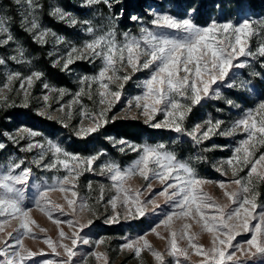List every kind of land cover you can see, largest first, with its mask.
<instances>
[{
  "label": "rangeland",
  "instance_id": "1",
  "mask_svg": "<svg viewBox=\"0 0 264 264\" xmlns=\"http://www.w3.org/2000/svg\"><path fill=\"white\" fill-rule=\"evenodd\" d=\"M117 1L112 0L114 8L110 9L103 2L88 7L87 0H34L37 7L31 9L32 15H28L30 9L25 0H22L23 6L17 4V0H0V18H4L7 28V31L0 30V42L7 41L0 43V60L4 61L0 63V106L12 109L28 108L36 115L55 122L54 127H49L17 117L0 123V143L5 145L0 149V175L20 174L21 168L14 167L15 164L30 170L26 183L14 185L20 190L23 198L22 207L28 210L30 231L25 234L20 227L24 218L19 214L5 210L4 214L0 215V264H6L9 260H15L16 264H48L49 261L51 264H57L58 261H66L67 255L59 245L71 247L69 238L77 229L79 238L76 255L73 257L75 264H264L259 254L253 255L255 249L242 254V250L249 248L246 241L251 239L253 234H257L255 226L262 222L260 213L264 212V178H261L264 177V161L256 164V173L249 175L252 165L264 155V137L257 133L247 145H242L249 135L243 126L225 134L248 112H251L257 122L264 118V114L259 110V104L264 102V56L260 55V49L264 48V3L257 2L253 6H246L244 2L232 5L227 1L222 6L215 4L212 8L206 2V5L200 8L202 0H192L190 7L169 0H145L142 13L135 15L140 17V20L133 24H124L120 12L115 8ZM57 9L64 14L63 19L56 14ZM158 13L169 14L178 19L190 18L202 27H210L213 21L229 22L233 25H239L245 19L251 21L248 34L241 35L244 42L242 46L251 55L239 57L237 46L238 60L233 61L243 63L244 67L231 68L228 76L218 78L216 83L211 85L209 95L204 96L203 86L194 75L195 64L188 65L191 72L181 70L177 73V78L188 75L190 82H197L201 88L200 103L192 105L190 89H186L189 98L177 96L175 93L169 94L191 107L192 110L184 121L188 130H193L194 125L200 123L202 127L197 133L200 136L209 127V121L214 123L217 120L222 122L220 127L215 129L209 138L201 137L199 142L186 134L172 131L178 136H183L179 138L174 134L165 140L150 142L146 138L131 141L108 134L105 139L109 148L99 145L89 148L76 147L72 138L83 139L90 136L92 133L80 136L77 132L81 127L91 126L92 121L99 118L101 111L107 121L139 119L152 127V124L165 120L163 111H158L154 119L149 121L147 115L143 114L145 100L141 99L140 107H137L135 99L147 91L144 81L150 78L152 69H144L141 65L150 57L141 56L137 64L139 70L133 71V68L127 65L125 53V59H117L115 64L116 75L121 79H105L103 83L109 86L105 90L100 88L99 80L80 82L84 77L98 76L102 60L81 59V55L88 57V53L72 52V48L82 49V46L95 36L106 34L109 30H114L118 43L125 40L124 33L141 38L145 35L141 33L142 27L161 35L176 37L175 30L158 29L151 23ZM73 20L75 23H72ZM33 21L36 24L35 29L31 27ZM84 21L91 23L86 25ZM88 27L93 28L95 35L87 31ZM40 33H44L43 42L38 40ZM216 35L223 41L231 39L235 45L231 30ZM9 36L11 39H8ZM57 37L61 38L59 42ZM70 55L73 63L65 70L64 65ZM32 72H40L43 75L40 79H34L29 86L27 78ZM215 74L218 76V71ZM125 76L128 77L127 80L122 79ZM203 79L208 81L209 78L205 75ZM45 83L50 85L49 89H44ZM60 89L65 90L63 95ZM101 91L119 92L120 98L116 100L106 95L105 103L101 104ZM46 95L48 100L44 99ZM228 101H232V104ZM166 102L162 101L161 105L156 107L163 108ZM147 103L151 105L152 102L148 100ZM32 131L38 135L31 136ZM187 137L191 144L184 140L179 148H176L175 138ZM120 139L125 140L127 144H113V140ZM50 143L60 145L70 155L76 154L81 159L89 155H97L98 158L91 169L86 163L75 168L76 162L72 161L70 156L63 155H60L59 159L65 160L69 169H65L62 164L44 167L57 159L49 148ZM102 143L100 142V145ZM160 144L164 145L163 151L175 155L179 162L187 163L194 170L196 177L205 181L196 186L197 193L201 194L208 204L222 209L227 223L238 225L245 218L242 214L239 221L235 217L231 221L227 220V214L239 205L230 200L226 193H238L241 201L245 196L252 199L254 195L256 209L253 211L250 206H246L252 212L247 219L250 230L245 231L238 227L236 231L239 234L235 235L232 247L223 248L219 244V239H223L221 233L227 229H220L215 233L208 232L203 227L204 222L196 214L194 205L182 209L175 206V201L182 199L181 196L168 199L176 189L170 188L165 195H160L165 183L173 181L162 182L151 178L152 172H149L150 179L147 181L138 172L126 177L123 182L110 179L114 170L109 171L105 165L115 164L123 170L139 158L144 146ZM29 145H33L31 150H28ZM127 145L134 146L136 151ZM122 147L123 151L120 150ZM237 148H241V152L237 153ZM243 148H247L250 153L247 163H244ZM41 154L43 160L40 159ZM236 157L240 158L239 163ZM229 160L232 161L231 164L228 163ZM150 168L155 166L150 165ZM69 170H73L71 174ZM72 176L76 177L75 180L71 179ZM64 177H69L68 184L62 183ZM249 179L252 181L251 192L244 193L243 186ZM235 180H241V184L237 185ZM118 185L125 191H119ZM61 187L66 190L60 191ZM73 191L76 193L75 197L72 195ZM41 192L47 193L43 199L39 195ZM0 195H3V189H0ZM125 196H128L127 205L124 203ZM113 199L116 201L115 209L110 203ZM68 200H74L71 208ZM137 207L143 208V216L136 214ZM217 207L204 208L202 214L219 216ZM184 211L188 212L187 216L182 215ZM169 215L172 220L165 226L162 221ZM112 217H115V222L110 220ZM61 231L65 233L63 239L59 235ZM9 233H12V239H9ZM16 238L21 240L22 247L15 243ZM259 238L264 240V237ZM84 239L88 240L87 244L83 243ZM45 240L53 242L55 252L48 247ZM145 240L148 242V248L144 247ZM5 241L8 243L5 244ZM173 242L176 244V251L172 249ZM129 243L134 245L132 249L126 247ZM136 247L140 248L139 256L135 253ZM213 247L216 252H213ZM222 248L225 258L220 262L218 252ZM17 251L25 257L23 260L15 255ZM29 251L33 253L31 257L27 256ZM232 252L236 255L232 260H228L227 256ZM154 253L160 254V261L155 259Z\"/></svg>",
  "mask_w": 264,
  "mask_h": 264
},
{
  "label": "snow or ice",
  "instance_id": "2",
  "mask_svg": "<svg viewBox=\"0 0 264 264\" xmlns=\"http://www.w3.org/2000/svg\"><path fill=\"white\" fill-rule=\"evenodd\" d=\"M25 2L29 5L28 15H32L31 9L37 7L34 3V0H25ZM105 3L107 6L114 8L112 0H87V6L91 7L98 3ZM17 4H22V0H17ZM56 14L60 15V18H64V14L60 13V10H56ZM133 22H138L140 17L138 16H130L129 17ZM72 23H75L73 20ZM90 21H84V24H90ZM151 23L158 29H167V30H175L177 33L176 37H168L165 35H161L159 32L149 31L147 28H141V33H145L141 38L131 37L128 33H124L125 40L122 43H118L115 39L114 30H109L106 34H101L95 36L93 40L87 42L82 46V49L72 48V52H87L88 57L83 55L80 56L81 59L84 58H100L102 60V67L98 72V76L94 77H84L80 82L84 83L85 81L96 82L99 80L101 89H108V84L103 83L105 79L113 80V79H121V77L116 75L117 69L115 64L117 63V59L119 61H123L125 59V53L127 54V65L133 68V71H138L137 64L140 60L141 56H148L150 59L144 61L141 65L144 69H152L150 78L144 81V86L147 91L143 96H136L135 99L137 101V107H140L139 101L141 99L145 100L143 104V109L145 115H147V119L152 121L154 119L155 114L158 111H163L165 115V120L163 122H156L152 124V127L157 129H168L174 131L176 133L186 134L191 137L193 140L199 142L201 137L203 139H207L213 133L215 129H218L221 125V121L217 120L214 123L211 121L208 122L209 127L206 131H203L200 136L197 133L200 131L202 125L197 123L194 125L193 130H188L184 126V121L186 117L191 112V107L185 104H182L174 97L169 95L170 93H175L177 96L189 98V93L186 89H190V98L192 101V105L199 104L201 101V88L198 86L195 80L190 82L189 76L185 75L183 78H177V73L183 70L186 73L191 72V70L187 67L188 65L195 64V72L194 75L199 80V84L202 85V92L204 96H208L210 93L211 85L215 84L218 78H226L228 76L229 70L231 68H242L245 65L240 62L233 63L234 60H238L237 57V46H239V57H243L245 55H251V53L246 52L245 47H243V41L241 39V35H247L248 29L250 27V20H243L239 25H233L232 23H217L215 21L212 22L211 26H198L193 22L190 18L178 19L169 14H156L151 21ZM32 29L36 28V24L33 21L31 23ZM0 30L7 31V28L4 24V18H0ZM231 30V34L235 37V45H233L231 39H227L223 41L219 38L218 33H228ZM87 31L89 33H93V28L88 27ZM95 35V33H93ZM44 33H40L38 40L43 42ZM11 39V36L8 37ZM61 38L57 37V41L59 42ZM215 41V43H213ZM0 43H7V41H2ZM143 45V46H142ZM260 55L264 56V48L260 49ZM208 58L207 60L205 58ZM3 60H0V63H3ZM73 63L71 55L69 56L67 62L64 65V69L67 70L68 66ZM184 67L181 68L180 66ZM218 71V76L215 74ZM108 73L112 75L109 76ZM42 73L40 72H32L31 75L27 78V83L29 86L33 83L34 79H40L42 77ZM207 75L208 81H205L203 77ZM122 79L127 80L128 77L125 76ZM166 86V89H165ZM230 87L233 85H229ZM23 87V85H21ZM44 89H49L50 85L45 83L43 85ZM54 90V89H53ZM63 95L65 90H59ZM79 95V93L77 94ZM101 100L100 103H105V97L111 96L116 100H119L120 93L115 91H101L99 93ZM91 98V96L89 97ZM45 100H48V96L44 97ZM148 100H151V105L147 103ZM162 101H167L163 108H157V105H161ZM229 104H232V101H228ZM259 110L262 114H264V102L259 104ZM251 120V123H249ZM107 118L103 111L99 113V118L94 119L92 121L91 126L89 127H81L77 135L86 136L91 133H95L102 126V123H106ZM240 126H243V129L248 132V139L242 142V145H247L249 141L259 133L262 137H264V118L260 119L259 122L256 121L255 118L252 117L251 112L245 114L243 118L235 122L233 129L231 131L236 130ZM31 136L38 135L37 132L32 131L30 133ZM113 144L126 145L127 142L123 139L113 140ZM131 147L133 151H136L135 147L132 145H127ZM5 145L0 143V149H3ZM33 145L28 146V150H31ZM51 151H53L54 155L57 157L56 160L51 164H46L44 167H55L56 164H62L65 169H69V164L65 162L63 159H59L60 155L64 157H69L72 161H75V168H79L80 164L86 163L87 167L91 169L94 161L98 158L97 155H89L84 158H80L76 154H69L67 150L63 149L58 144L49 145ZM164 145H156V146H144L142 148L141 154L139 158L133 162V164L121 170L115 164L105 165L109 171L114 170V174L111 175L110 179L112 181H120L126 177L134 175L136 172L139 173L146 181L150 179L149 172H152L153 175L151 178L159 179L162 182L173 181V183H165L164 190L160 193V195H165L168 192V189L174 188L168 199H172L173 197L181 196L182 199L175 201V206L179 208L191 207L195 206L196 214L200 216V220L203 221V227L210 233H215L220 229H227L226 232H222L221 235L223 239H219V244L223 246V248L232 247V241L235 239V235L239 234L236 229L242 228L245 231L250 230L249 224L247 223V219L252 215V212L249 211V208L246 206H250L254 211L257 205L254 202L253 198L250 199L248 196H245L241 201L239 199V194L233 192L231 194L226 193L230 200H233L234 203H238V207L232 210L227 214V220L231 221L235 217L238 221L240 220L241 215L243 214L244 220L241 221L238 225L229 224L224 219L223 210L215 205H210L206 202L205 198L197 193L196 186L204 183L200 178H197L194 170L184 162H179L177 157L167 151H163ZM123 151V147L120 149ZM241 148L235 149L237 153L241 152ZM244 151V163H247V158L250 155L249 150L247 148H243ZM43 160V154L40 157ZM237 162H240V158L236 157ZM264 161V155H261L259 159L252 165L250 169L251 173H256L257 168L256 164ZM229 164L232 163L231 160L228 161ZM150 165H154L155 168H150ZM14 167L21 168L20 174L17 175H9L7 173L0 175V189H3V195H0V215H3L5 210H11V213L19 214V216L23 217V221L20 227L24 230V233L27 234L29 229L30 221L27 220L28 210L22 207L23 198L20 194V190L15 188L14 185H22L28 181L30 170L26 168H22L20 164H15ZM158 169V171L156 170ZM70 174L71 171L69 170ZM175 173V175H173ZM75 176H72L71 179L75 180ZM264 178V177H261ZM70 182L69 177H64L62 183L68 184ZM234 183L237 185L241 184V180H235ZM252 181L249 179L247 184L243 186L244 193L251 192ZM223 186V184H221ZM73 187L75 185L73 184ZM119 191H125L122 186L118 185ZM63 187L60 188V191H65ZM40 197L43 199L46 197V192H41ZM73 197L76 196L75 191L72 192ZM113 209L116 207L115 199L111 200ZM125 205L128 204V196H125L124 199ZM74 204V200H68V205L71 208ZM209 207H217V211L220 213L219 216H205L202 214V209ZM136 214L139 216L144 215V210L142 207H137ZM182 215L187 216L188 212L184 211ZM262 217V222L257 224L256 233L253 234L251 239L246 241L249 248L246 250H242V254L251 252V249H255V254H259L260 259L264 260V240L259 237H264V212L260 213ZM112 222H115V217L110 218ZM172 220V216L169 215L167 219L162 221V223L167 226L168 223ZM54 223H58V221H53ZM71 225V222H69ZM91 221H89V224ZM60 237L65 238V233L61 231L59 233ZM175 235V233H173ZM79 238V229L73 233V236L69 239L71 240V247L67 245L60 244L59 247L64 249L65 254L67 255V260L58 261L57 264H75L73 257L76 255L75 249L78 245ZM9 239H12V233H9ZM141 239H143L141 237ZM49 248L56 251V247L53 245L51 240L44 241ZM8 241H5L7 244ZM15 243L17 245L21 244V240L19 238L15 239ZM84 244L88 243L87 239L83 240ZM216 240L214 239L213 244L215 245ZM129 249H132L134 245L129 243L126 245ZM144 247L148 248V242L144 241ZM223 248L218 252V256L220 258V262L225 258V251ZM173 251H176V244L173 242L172 244ZM213 252H216V248L213 247ZM135 253L137 256L140 255V248H135ZM17 257L23 260L25 257L21 256L20 252L17 251L15 253ZM33 253L30 251L27 253L28 257H31ZM236 255L235 252L230 253L227 256L228 260H232V258ZM154 257L157 261L161 260V256L158 253H154ZM99 258V256L97 257ZM6 264H16L15 260H9ZM51 264V261L48 262Z\"/></svg>",
  "mask_w": 264,
  "mask_h": 264
},
{
  "label": "trees",
  "instance_id": "3",
  "mask_svg": "<svg viewBox=\"0 0 264 264\" xmlns=\"http://www.w3.org/2000/svg\"><path fill=\"white\" fill-rule=\"evenodd\" d=\"M169 1L179 5L184 4L182 6L185 7H190L192 4V0ZM227 1L230 2L232 5L238 4V2H244L246 6H253L257 2L264 3V0H202L200 2V8H203V6L206 5V2L209 3L212 8H214L215 4L222 6V4ZM144 2L145 0H118L115 5V8L117 11L120 12L122 22L124 24H133V21H131L129 17L133 15H140L144 7ZM17 117L23 118V120L39 122L42 125L49 127L55 126L54 121L38 116L28 108L12 109L5 106H0V123H3L7 120H13ZM108 134H112L116 137L128 139L131 141H139L142 138H146L148 141L152 142L154 140H165L167 138H170L171 135H174L175 133H173L172 131L165 130L164 128H152L151 126L147 125L145 122L139 119H113L108 120L100 127L97 132L92 133L86 138L72 139L74 140L73 143L76 145V147L82 146L83 148H89V146L99 145L109 148L108 141H106L105 139L106 135ZM178 134H175L174 136H178ZM182 136L183 135H179L178 137L180 138ZM175 140L176 148H179V146L183 143L184 140H186L185 142L191 144V141L188 137L184 139L175 138ZM100 142H103L102 145H100Z\"/></svg>",
  "mask_w": 264,
  "mask_h": 264
}]
</instances>
